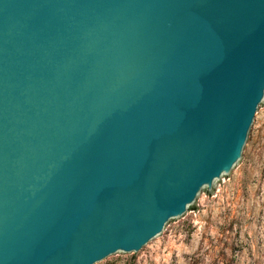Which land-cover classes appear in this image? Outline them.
<instances>
[{"label":"water","instance_id":"1","mask_svg":"<svg viewBox=\"0 0 264 264\" xmlns=\"http://www.w3.org/2000/svg\"><path fill=\"white\" fill-rule=\"evenodd\" d=\"M263 108L264 0H0V264L145 254Z\"/></svg>","mask_w":264,"mask_h":264},{"label":"rangeland","instance_id":"2","mask_svg":"<svg viewBox=\"0 0 264 264\" xmlns=\"http://www.w3.org/2000/svg\"><path fill=\"white\" fill-rule=\"evenodd\" d=\"M101 264H264V108L235 173L217 180L145 254Z\"/></svg>","mask_w":264,"mask_h":264}]
</instances>
